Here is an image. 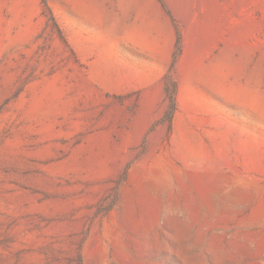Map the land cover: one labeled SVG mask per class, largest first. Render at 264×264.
Instances as JSON below:
<instances>
[{"label":"rangeland","instance_id":"rangeland-1","mask_svg":"<svg viewBox=\"0 0 264 264\" xmlns=\"http://www.w3.org/2000/svg\"><path fill=\"white\" fill-rule=\"evenodd\" d=\"M91 1L102 33L0 0V264H264V124L187 85L230 53L264 93V0H136L156 49L115 27L136 7ZM179 118L209 158L179 156Z\"/></svg>","mask_w":264,"mask_h":264},{"label":"bare ground","instance_id":"bare-ground-1","mask_svg":"<svg viewBox=\"0 0 264 264\" xmlns=\"http://www.w3.org/2000/svg\"><path fill=\"white\" fill-rule=\"evenodd\" d=\"M66 1L69 5L68 11L74 14V17L76 15L80 21L89 23L99 33L104 31V23L108 18L93 1ZM124 4L128 10L133 6L136 7L140 23L133 26L117 24L116 29H123L126 39L143 48L156 49L159 47L157 37L152 35L154 26L146 21L147 6L138 5L136 0H124ZM244 76L246 73L243 64L234 62L230 53H223L213 62L196 68L188 76L187 85L190 87L203 85L214 89L237 105L246 116L264 124V93L259 87L260 74L254 72L246 76V82L243 83ZM176 129L175 148L181 158L200 159L211 156L203 143L193 138L192 132L183 118L177 120Z\"/></svg>","mask_w":264,"mask_h":264},{"label":"trees","instance_id":"trees-1","mask_svg":"<svg viewBox=\"0 0 264 264\" xmlns=\"http://www.w3.org/2000/svg\"><path fill=\"white\" fill-rule=\"evenodd\" d=\"M180 51H181V37L178 36L177 49L175 52V59L180 54ZM175 88H176L175 83L172 82L171 78L168 76L167 81H166V92L169 98L172 100V102L174 101Z\"/></svg>","mask_w":264,"mask_h":264}]
</instances>
